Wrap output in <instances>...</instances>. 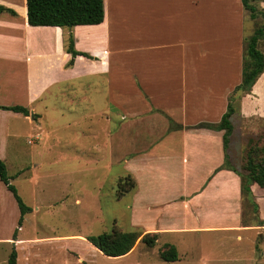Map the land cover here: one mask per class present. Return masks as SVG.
<instances>
[{
  "label": "crops",
  "instance_id": "obj_1",
  "mask_svg": "<svg viewBox=\"0 0 264 264\" xmlns=\"http://www.w3.org/2000/svg\"><path fill=\"white\" fill-rule=\"evenodd\" d=\"M164 4L163 0H104L103 23L52 27L29 25L26 0H0L1 6L16 13L0 15V106H22L30 112L29 116H24L0 108V158L4 160L12 136L4 124L5 118L22 120L30 126L34 139L27 142L33 147V159L52 150L47 148V124L54 122L56 116L48 119L49 111L59 109L61 119L75 121L78 125L88 123L86 127L89 126L91 132L86 129L80 136L86 140L85 144L91 143L88 152L95 159L79 158L81 173L93 175L99 190L108 181L115 192L120 180L131 178L134 187L123 196L134 192L136 198H145L148 206H166L163 215L171 221L163 224L154 218L155 221L150 222L155 224H150L144 233L157 235L155 246L161 238L167 237L162 246L169 244L176 248L178 259L171 263H177L181 257L183 259L179 250L183 235L216 228L186 226L190 221L198 222L197 218L205 213H209L207 220L210 221L212 215L220 214L216 211L220 207L225 211L232 207L239 214L238 207L243 200L241 178L223 166L225 152H221L220 141L223 142L224 131L196 127L201 123L218 124L227 111L234 81L231 71L236 74L239 69L236 66L229 70V63L239 58L242 49L244 53V41L240 31L234 37L229 36L225 28L223 39L222 33L220 36H196L194 31L187 33L188 26L182 29L181 37L177 35L173 39H162L161 34L160 37L157 33H149L142 24L156 22ZM135 16H139L140 28L133 30V23V29H124V24ZM133 31L139 34V38H134ZM70 38L75 50L88 54L90 58L81 55L73 58L67 51ZM229 46L233 49L229 50ZM260 49L264 52V46ZM230 53L234 56L229 60ZM54 102H59L58 106ZM241 105L244 117L264 119V72L251 94L242 97ZM177 110L182 112L176 118L182 126L179 131L182 134H168L167 142L158 145L164 147L168 151L164 153L171 158L175 149L173 143L178 137L183 138L184 144L192 143L189 151L182 147V163L180 169L175 170L178 176L175 182V179L160 176L166 174L159 170L158 162L161 163L162 158L157 160L158 156H151L148 151L154 145L151 149L139 148L136 153L131 152L129 131L133 126L142 127V130L150 126L151 132L155 133L160 122L158 113ZM170 117L175 119L172 115ZM16 151L20 155L19 150ZM177 151L180 149L176 148ZM164 153L161 156H166ZM19 155L15 152L16 170L10 175L12 183L23 179L28 187V190L25 187L27 194L32 191L35 196L40 180L37 164L33 161L28 166L23 160L19 161ZM133 162L137 165L134 171L128 169ZM166 162V166L169 164L167 169L175 168V164L170 165L169 160ZM116 165L126 171L116 174L113 169ZM143 183H146L144 194L141 191ZM261 189L264 188L252 186L257 204L260 195L256 192ZM4 204L9 207L13 220L7 234L0 233V264H8L13 249L17 252V264H50L41 250L35 251V244L30 242L29 236H22L28 215L40 210L37 204L35 208L28 205L32 210L19 227L17 202L0 180V212L4 211ZM211 207L215 208L214 213L202 211ZM86 242L92 245L87 239ZM49 252L51 250L44 255ZM201 260L202 263L206 261ZM251 261L256 260L251 258Z\"/></svg>",
  "mask_w": 264,
  "mask_h": 264
},
{
  "label": "rangeland",
  "instance_id": "obj_2",
  "mask_svg": "<svg viewBox=\"0 0 264 264\" xmlns=\"http://www.w3.org/2000/svg\"><path fill=\"white\" fill-rule=\"evenodd\" d=\"M163 3L165 4L157 14L156 22L151 24L149 21V23L142 24L149 30V33L154 32L158 36L161 34L162 39H173L177 35L181 37L182 29L188 26L190 29L187 33L194 31L196 36H211L210 34L220 36L219 33H222V39L224 38V28L229 36L233 35L234 37L235 33L240 31L244 41L263 23L261 15L255 20L251 19L249 11L244 9L241 0H163ZM250 3L258 10L264 11V0H250ZM138 19L139 16H135L130 22L125 23L124 29L132 28L133 23L135 24L133 30L140 28ZM133 34H135L134 38H139L138 33L133 31ZM260 46H264V41ZM232 49L233 47L229 46V50ZM199 51L203 50L199 49ZM233 56L234 54H231L229 60ZM243 57L242 49L239 58H234L229 63V70L236 66L239 68L236 74L234 70L231 71L234 81L229 96L241 82ZM244 95L247 94L237 92L234 95L235 113L231 117L234 132L231 134L227 153L228 161L240 173H245L243 166L250 147L253 145L264 146V119L255 116L244 117V111L241 108V99ZM54 104L58 106L59 102H54ZM150 110L149 113H151ZM49 113L48 119L56 116L54 122L47 124L49 130L47 148H52V150L47 151L44 155L42 153L36 159H33L31 155L33 147L27 142L34 139L31 137L34 132L31 131L30 126L22 120L4 119L9 135L14 136L9 138V148L4 161L9 175H13L16 170L15 152L19 155L16 149L20 152L19 161L23 160L28 166L33 161L37 164V175L40 180L35 196L32 191L27 194L25 187L27 190L28 187L23 179L16 180L14 184L18 187L20 195L27 205L35 208L37 204V207L40 208L39 211H34L26 218L22 236L28 235L32 240L30 242L35 244V251L41 250L42 255L46 259L49 258L50 264H264V226H260L259 223L260 219L264 220V189L256 192L257 195H260L257 201L259 205L257 213L245 196L238 207V215L232 207L228 211L220 207L216 208L220 214L212 215L210 221L207 220L209 213L197 218L198 222L190 221L186 226L216 228L197 230L183 235L184 238L179 240V250L183 259L181 257V261L177 263L166 262L160 258L161 251L165 246L162 245L167 237L161 238L154 248H149L143 241H139L135 251L128 256L111 258L101 254L98 249L86 242L89 235L120 230L138 232L143 236L145 235L144 230L150 224H155L150 220L159 219V223L163 224L171 221L166 215H163L167 208L166 206H148L145 198L142 196L136 198L134 192L122 197L123 188L119 183L116 192L111 189V184L108 181L99 190L100 187L96 185L93 175L81 173L82 164L79 158L84 156L85 159L87 157L95 159L88 152L91 143L85 144L86 140L80 136L86 129L91 132L90 127H86L88 123L78 125L75 121L61 119L58 117L59 109L51 110ZM181 113V110L158 113L160 122L157 123L155 133L151 132L150 126L144 130L142 127L133 126L129 131L132 136L131 152L136 153L139 148L151 149L154 145L152 150L148 151L151 156H158L157 160L162 158L161 163L158 162L159 170H163L166 174L160 176L166 179H175V182L178 181L175 170L180 169L182 163V147L189 151L192 143L184 144L183 138L178 137V140L176 139L177 141L175 140L176 142L173 143L175 149L172 150L171 158L169 154L164 153L168 151L158 145L163 146L167 142L168 134H182L179 133L182 126L176 119L181 116ZM171 115L175 117L174 121L170 117ZM94 128L91 127V130ZM95 130L97 131V128ZM220 143L221 152H225L222 139ZM83 144L84 147L81 146ZM176 148L180 151L176 152ZM163 153L167 157L161 156ZM60 154L64 156L60 157ZM223 156L226 163L225 154ZM167 160L170 165L175 164V168L167 169L169 167V164L165 165ZM88 167L92 168L90 165ZM136 167L137 165L133 162L131 168L128 169L134 171ZM113 169L116 174L126 171L120 165H116ZM127 181L126 179L124 188H128L130 185ZM145 187L146 183H143L142 194L145 193ZM77 200L79 202H76ZM207 210L215 212L213 207L202 209L203 212ZM12 220V215H9V207L4 204V211L0 212V233L3 236L7 234ZM176 224L174 222V225ZM59 239H62L63 242ZM49 249L51 252L44 255L45 252L50 251ZM251 258L256 261L252 262ZM201 259H206V261L202 263Z\"/></svg>",
  "mask_w": 264,
  "mask_h": 264
},
{
  "label": "trees",
  "instance_id": "obj_3",
  "mask_svg": "<svg viewBox=\"0 0 264 264\" xmlns=\"http://www.w3.org/2000/svg\"><path fill=\"white\" fill-rule=\"evenodd\" d=\"M245 10L249 11L251 19L255 20L259 15L263 18V23L257 27L251 35L244 40V57L242 64V81L229 96L227 111L218 124L201 123L196 128H206L210 130L224 131L223 144L225 150L226 163L225 167L237 173L241 178V192L243 197H247L253 206L255 213L259 207L255 201L252 186L257 185L264 188V146H251L246 154L243 169L245 173H240L228 161V145L231 134L233 132V124L231 117L235 113L233 101L235 94H250L253 86L258 78L264 72V52L260 49V44L264 41V11L258 10L250 3V0H241ZM27 19L31 26H52V27H75L79 25H99L105 19L104 0H26ZM16 13L4 6L0 5V15L3 13ZM69 54L73 58L77 56H85L90 58L86 53L78 52L74 48L73 39L70 38L67 48ZM73 61L70 63V65ZM3 110H9L29 116L30 112L22 106H0ZM13 177L9 175L6 163L0 158V180L5 184L7 189L13 194L20 210V218L18 226L21 227L24 217L31 212V208L25 204L18 193L17 188L12 183ZM126 179L129 187L124 188ZM131 182V183H130ZM122 185L123 193L129 192L134 187L131 178H125L119 181ZM260 226H264V222L260 221ZM17 231L14 233L16 239ZM87 241L91 243L101 254L119 258L129 254L139 241H143L149 248L156 245V234L141 235L138 232H124L114 230L111 233H102L99 235H89ZM160 258L166 262H175L178 259V252L173 245L166 244L160 254ZM8 264H17V252L12 250Z\"/></svg>",
  "mask_w": 264,
  "mask_h": 264
}]
</instances>
